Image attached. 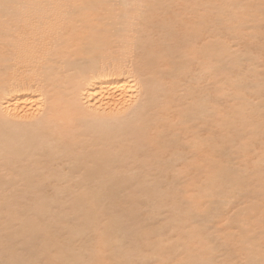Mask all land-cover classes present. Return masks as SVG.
I'll return each instance as SVG.
<instances>
[{"label":"bare ground","instance_id":"obj_1","mask_svg":"<svg viewBox=\"0 0 264 264\" xmlns=\"http://www.w3.org/2000/svg\"><path fill=\"white\" fill-rule=\"evenodd\" d=\"M0 264H264V0H0Z\"/></svg>","mask_w":264,"mask_h":264}]
</instances>
